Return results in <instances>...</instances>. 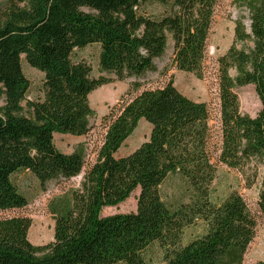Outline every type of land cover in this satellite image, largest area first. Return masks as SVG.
Instances as JSON below:
<instances>
[{"label": "trees", "instance_id": "trees-1", "mask_svg": "<svg viewBox=\"0 0 264 264\" xmlns=\"http://www.w3.org/2000/svg\"><path fill=\"white\" fill-rule=\"evenodd\" d=\"M220 0H14L0 18V211L29 204L13 180L30 171L46 188L83 172L85 153L62 152L55 134L81 136L92 128L89 95L113 80L132 78L120 101L103 117L105 132L79 188L50 204L53 240L35 245L31 219L0 217V264H241L255 236L256 221L236 190L215 200L210 109L182 93L170 78L161 86L144 80L156 71L173 41L172 65L202 76L207 43ZM159 3V16L145 6ZM249 24L236 20L235 38L218 58L221 146L218 161L241 169L264 158V0H235ZM252 41L250 49L238 42ZM97 44L99 66L115 78L91 77L73 58ZM23 57L43 73V96L30 99ZM235 71V76L231 71ZM255 85L262 109L243 114L235 87ZM141 119L150 135L117 156ZM172 174L185 181L187 200L171 206L161 185ZM139 189L135 212L103 216ZM259 208L264 216V179ZM202 226L185 244L184 231ZM256 264H264L259 261Z\"/></svg>", "mask_w": 264, "mask_h": 264}, {"label": "rangeland", "instance_id": "rangeland-1", "mask_svg": "<svg viewBox=\"0 0 264 264\" xmlns=\"http://www.w3.org/2000/svg\"><path fill=\"white\" fill-rule=\"evenodd\" d=\"M14 0H0V18L4 11ZM146 11L159 16L163 7L159 3H148ZM248 11L235 3V0H220L216 9L214 22L207 43L206 59L203 65L202 76L192 72L178 70L172 65L173 41L169 38L164 55L156 60V71L149 73L144 79L146 86H161L173 78L175 86L185 95L197 101H204L210 109V126L212 128L213 161L217 171L211 185L212 197L215 200L225 198L231 191L236 190L245 199L248 208L256 221L255 236L241 264H256L264 261V216L259 208L260 190L264 179V158H254L241 169L228 167L217 159L221 146L220 130V98H219V64L218 58L225 54L235 38L236 20L241 18L248 25ZM239 48L250 49L252 41L238 42ZM100 47L97 44L89 45L74 52L76 61H84L91 67V77L108 76L99 66ZM23 70L30 81L28 97L37 99L43 96V73L29 65L23 57ZM231 74L235 76V71ZM132 78L123 80L114 79L113 82L102 85L89 95V101L94 115L91 118L92 128L89 133L81 136L71 134H55V144L65 153H72L83 148L85 153V166L83 172L67 181H51L46 188H42L38 179L30 171H21L13 176L19 190L29 198V204L22 209L0 211V217L23 215L31 219L28 232L29 240L35 245L45 244L53 240L54 215L50 211V204L62 196L68 198L70 189L79 188L83 180L84 171L96 158L97 149L101 145L105 123L103 117L109 112L110 107L118 103L130 87ZM239 96L240 109L243 114L255 117L262 109V102L256 92L255 85L248 84L235 87ZM151 125L141 119L138 127L128 137L117 153L122 156L130 153L142 142L148 139ZM161 194L165 202L171 206L185 203L187 200L186 185L179 174L170 175L161 185ZM139 189L135 190L124 202L105 207L103 216L116 213L135 212L137 209V196ZM201 225L187 227L184 231L183 243L200 235ZM149 254L160 264L161 255L158 245L149 249Z\"/></svg>", "mask_w": 264, "mask_h": 264}]
</instances>
